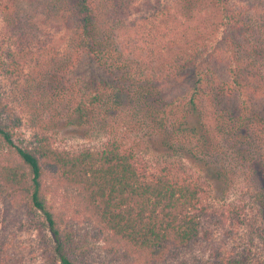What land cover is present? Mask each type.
Segmentation results:
<instances>
[{"label":"trees","instance_id":"1","mask_svg":"<svg viewBox=\"0 0 264 264\" xmlns=\"http://www.w3.org/2000/svg\"><path fill=\"white\" fill-rule=\"evenodd\" d=\"M140 2L131 20L122 13L133 0H62L56 7L72 33L57 73L61 96L72 103L68 123H96L107 139L77 150L55 148L47 134L17 144L21 119L0 95V193L43 213L54 238L49 264H79L78 250L87 252L85 235L48 202L49 180L94 225L96 238L114 254L124 249L132 264H257L215 239L213 228L239 212L205 202L204 192L212 184L226 196L240 162L258 178L264 232V40L246 5L234 0ZM122 108L151 130L155 150L177 159L142 173L135 149L107 131L108 117ZM183 159L201 175L181 176Z\"/></svg>","mask_w":264,"mask_h":264},{"label":"rangeland","instance_id":"2","mask_svg":"<svg viewBox=\"0 0 264 264\" xmlns=\"http://www.w3.org/2000/svg\"><path fill=\"white\" fill-rule=\"evenodd\" d=\"M140 1L133 0L122 14L128 12L130 20L136 17L137 9L143 2ZM164 1L177 6L176 0ZM61 2L62 0H0V56L6 63L5 68L0 67V95L10 103L15 116L21 119L14 130L17 144L30 145L36 135L47 134L51 137L53 146L58 149L99 148L107 136L100 133L96 123L73 125L67 120L72 103L68 97L61 96L64 79H58L57 73L62 57H65L68 50L72 33L67 31L61 12L57 9ZM234 2L238 7L246 5L249 9L246 15L254 23L255 34L264 40V0ZM257 3L258 8L254 6ZM257 9L261 11L257 13ZM13 58L14 65L10 68L9 63ZM205 106L208 123L212 128L217 127V116L213 115L212 108L207 104ZM108 121L110 125L107 131L118 135L125 147L135 149L136 162L142 173H158L168 161L177 159L172 157L169 160L162 152L155 150L151 144V130L127 108L108 117ZM1 151L5 149H0ZM229 157L232 156L227 152L224 160ZM183 163L185 169H178L181 176L201 175L194 163L186 159H183ZM232 173L234 182L224 197L214 185H205V202L216 205L219 209H237L239 212L237 214L232 210L233 214L228 216L225 225L213 228L215 239L218 242L227 239L228 247L230 245L245 250L257 264H264L263 222L255 199V191L259 188L258 178L240 162L233 166ZM49 182L51 187L47 193L48 202L55 211L62 213L65 222L73 224L87 239L86 256L80 254L82 250H78V257H84L82 261L79 260V264H132L133 256H126L124 249H117L114 254L109 244L97 239L94 225L84 214H75V205L66 197L64 189L50 180ZM16 196H3L0 193V264H49V249L54 238L45 217L25 199ZM64 223L61 224L62 227ZM198 253L201 255L202 251L199 250Z\"/></svg>","mask_w":264,"mask_h":264}]
</instances>
